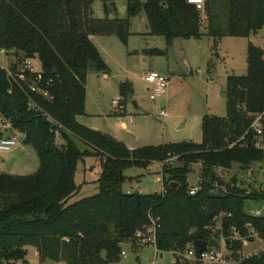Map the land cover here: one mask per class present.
<instances>
[{"label": "trees", "instance_id": "1", "mask_svg": "<svg viewBox=\"0 0 264 264\" xmlns=\"http://www.w3.org/2000/svg\"><path fill=\"white\" fill-rule=\"evenodd\" d=\"M92 1L0 0V49L20 63L35 58L40 63V70L25 71L23 80L16 64L10 66L12 77L0 66V116L23 134L39 161L36 172L28 176L0 173V264H23L28 246L35 248L39 263L117 264L121 244L136 245L137 232L151 219L159 224L158 252L183 253L195 240L213 245V238L221 235L233 255L238 254L241 243L228 241L232 228L242 236L252 228L264 238V189L245 192L227 182L225 193L210 191L215 181L220 182L214 168L236 164L247 169L264 157L262 149L253 146L259 137L252 127L260 116L264 129L263 48L248 42L246 73L227 77L226 114L201 117L200 142L128 149L75 119L84 114L88 67L109 72L90 36H116L125 43L130 18L143 12L149 34L164 37L168 45L178 38L198 40L201 27L214 42L224 34L248 37L264 27V0H225L224 28L216 13L219 0H205L204 23L186 0H125L124 18L108 17L112 0H103L104 18L91 16ZM145 52L166 53L157 48ZM31 83L46 95L30 91ZM132 91L130 82L119 83L123 108ZM56 132L63 143H56ZM75 138L90 152L78 149ZM90 154L100 164L97 192L73 200L80 190L74 180L77 163ZM152 162L163 163L161 192L124 193V170ZM194 164L200 165L199 189L189 195L187 175ZM172 181L179 185L177 190L169 187ZM248 200L262 202L261 208L247 212ZM216 225L220 229L215 230ZM172 257V264H189L180 255ZM238 264H264V246Z\"/></svg>", "mask_w": 264, "mask_h": 264}, {"label": "rangeland", "instance_id": "2", "mask_svg": "<svg viewBox=\"0 0 264 264\" xmlns=\"http://www.w3.org/2000/svg\"><path fill=\"white\" fill-rule=\"evenodd\" d=\"M112 3L114 9L108 17L124 18L125 0H112ZM226 12L225 0H219L216 13L222 28L226 24ZM91 16L95 18L106 16L103 0L92 1ZM201 17L205 19L204 13H201ZM129 31L130 35L125 43L119 38H114L119 45L122 60L119 65L110 68V80L107 83L103 82L105 86L103 85L101 90L98 89L99 79L93 78L89 83L86 104L90 114L79 118L81 122H87L93 127L87 126L90 129L109 135L128 149L184 141L200 142L201 117L204 114L224 117L226 114V99L223 95L227 91V77L246 73L248 42L264 47V32L248 37L224 34L214 42L213 38L206 34L204 27L200 28L201 36L198 40L178 38L168 45L164 37L149 34L143 12L130 18ZM153 48L165 50L166 53L151 56L145 52ZM0 62L7 69L12 64H16L17 67L21 64L11 53L0 54ZM30 63L33 70H40L38 59H32ZM148 69L168 77L164 93L156 100L149 99L148 85L143 78ZM92 71V66H89L87 73L92 75ZM126 81L132 84L133 91L125 100L124 108L119 110L115 100L118 96L117 84ZM161 102L164 103L163 106ZM161 110L164 111V115H160ZM121 112L124 113L120 114ZM255 130L264 152V129L261 127V121L255 126ZM13 136L17 144L9 151H0V173L31 175L38 168V156L31 145L24 143L23 134L15 131ZM56 143H63L59 134L56 135ZM74 143L78 149H87L90 152L80 140L75 138ZM160 167L159 162H152L146 167L125 169L123 174L126 178L122 184V191L160 193L162 190ZM199 167V164H194L193 170L187 175L189 185L198 183ZM99 174L100 164L94 156L90 154L79 160L74 180L80 190L72 199L97 192L96 181ZM232 176H236V184L245 189V192L264 189V157L261 161L252 163L247 169H240L238 165L233 164L222 174L225 181ZM261 205L260 201L248 200L245 203V210L254 211L261 208ZM134 241L136 247L131 241H124L121 244V251L125 255H120L117 264H170L172 251L156 253L153 245L145 244L138 238ZM261 245L262 241H255L250 246H244L240 254H246ZM34 249L31 246L27 247L26 262L23 264H64L50 260L39 263L33 253Z\"/></svg>", "mask_w": 264, "mask_h": 264}, {"label": "built area", "instance_id": "3", "mask_svg": "<svg viewBox=\"0 0 264 264\" xmlns=\"http://www.w3.org/2000/svg\"><path fill=\"white\" fill-rule=\"evenodd\" d=\"M186 1L187 3L193 5L200 12V14L204 13L205 0H186ZM201 21L202 23H204V19L202 17H201ZM6 53H9V52H6L4 49H0V54L5 55ZM0 66L7 70L8 77H12L13 71H11L10 67L7 69V67H5L1 62H0ZM15 71L21 80L25 79L23 75L25 71L36 72L35 70L32 69L30 60L28 59L24 61L23 63H21L19 67L16 66ZM143 78L146 84L148 85L147 91L149 93V99L156 100L160 98L167 87L168 77L153 69H148L146 73L144 74ZM29 89L32 92H38L42 95H46V93L44 91H41L34 83H31L29 85ZM115 100H116V105L119 108V110H122L123 105H119L121 101L120 96H117ZM160 115H164L163 110L160 111ZM259 122H260V116H257L252 124V127L255 129V126L259 124ZM1 126L4 129L6 128L10 129V125L9 124L7 125L6 123H2ZM257 133L259 134L258 130H257ZM57 134L58 133L56 132V135ZM55 141H56V138H55ZM16 144H17V140L14 136L1 137L0 138V151H9ZM253 146L259 149H262L263 147L261 142H259V140H256L253 143ZM174 159L175 157H172L168 159V161L170 160L172 161ZM162 165L163 163H160L161 167ZM213 171L215 175L218 178H220V182L215 181L212 184L210 191L213 194H223L226 191L227 182L223 179L222 174L228 171V169H225L222 167H216L214 168ZM198 189H199L198 183L195 185H188L187 193L189 195H194ZM158 227H159V224L155 220L151 219L150 223L147 226H145L142 230L137 232L136 237L139 240H141V242L145 244H151L155 247L156 233H157ZM216 229L217 230L220 229V225H216L215 230ZM215 238L218 239L216 240V244H213V245L206 244L205 250L201 252H197L193 244L188 246L183 253L172 251L170 264L176 262V259L172 257L173 254L180 255L181 260L183 262L187 261L189 264H238L242 258L258 253L264 246V238L261 237L260 234L252 228L247 230V233L245 236L240 235L236 228H232V234L228 238L229 243L231 241H239L241 243L242 249L244 246H250L254 244L255 241H262L261 247L256 248L243 255L240 254L242 253V251L238 254L233 255V252L227 248L228 243L225 242V238L223 236L216 235ZM155 250H156V247H155ZM157 252L158 251L156 250V253ZM121 255H125V253L121 251Z\"/></svg>", "mask_w": 264, "mask_h": 264}, {"label": "crops", "instance_id": "4", "mask_svg": "<svg viewBox=\"0 0 264 264\" xmlns=\"http://www.w3.org/2000/svg\"><path fill=\"white\" fill-rule=\"evenodd\" d=\"M261 32H264V27L261 28L256 34H253V35L254 36H257ZM114 38H118V37H116V36H100V35H92V36L89 37L90 41L97 48L99 54L101 55L102 59L104 60L105 64L107 65V67L109 69V72L108 73H101V72L100 73L99 72L97 73L93 69L92 75H90V73H87V76H86V85H85L86 92H85L84 114L83 115L76 116V118H75L76 121L79 122L82 125L92 127V126H90L89 123H87V122H81L79 120V118L81 116H85V115H89L90 114V112L87 109V104H86L87 90H88L87 88H88L89 83H91L93 81V78L99 79L100 80L99 81L100 83H98V89L101 90V88L103 87V85L105 83L109 82V80H110V76H109V74H110V68L113 67V66L119 65L120 62H121V60H122V54H121L119 45L115 41ZM263 49H264V47H263ZM103 82H105V83H103ZM118 86H119V83L117 84V93H118ZM132 90H133V86H132ZM118 96H119V93H118ZM163 105H164V103L161 102V106H163ZM1 118L2 117L0 116L1 123H6L8 125V122H3L4 120H1ZM3 130H5V132ZM12 132L14 133L15 131L12 130V129L10 130L8 128L4 129V128H2V126H0V138L1 137H6V136H8V137L9 136H13V133ZM33 253H34L35 256L37 255L35 249H34Z\"/></svg>", "mask_w": 264, "mask_h": 264}, {"label": "water", "instance_id": "5", "mask_svg": "<svg viewBox=\"0 0 264 264\" xmlns=\"http://www.w3.org/2000/svg\"><path fill=\"white\" fill-rule=\"evenodd\" d=\"M223 97L226 99L225 94L223 95ZM132 103L135 105L134 101ZM226 181L230 184H235L236 183V176H232V177L228 178ZM169 187L172 190H177L179 185L176 182L172 181L169 183ZM192 244H193V246L197 252H201V251L205 250L207 242L203 241V240H195Z\"/></svg>", "mask_w": 264, "mask_h": 264}]
</instances>
